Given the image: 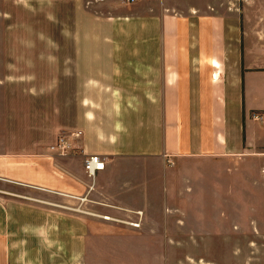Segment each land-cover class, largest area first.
<instances>
[{
	"label": "crops",
	"instance_id": "1",
	"mask_svg": "<svg viewBox=\"0 0 264 264\" xmlns=\"http://www.w3.org/2000/svg\"><path fill=\"white\" fill-rule=\"evenodd\" d=\"M10 1L0 264H250L264 246V0H34L64 44L49 25L18 46ZM10 69L48 98L34 130L48 137L31 146L9 145ZM72 132L67 153L51 148ZM92 154L106 162L94 178Z\"/></svg>",
	"mask_w": 264,
	"mask_h": 264
},
{
	"label": "rangeland",
	"instance_id": "2",
	"mask_svg": "<svg viewBox=\"0 0 264 264\" xmlns=\"http://www.w3.org/2000/svg\"><path fill=\"white\" fill-rule=\"evenodd\" d=\"M34 0H16L10 1L8 5L3 6V9H7L10 13H13V17H10L7 22L10 25H14V31L10 33V36L13 37L10 41L13 42L12 46H18L21 42H19L20 37H16L19 35H26L27 37L32 36L29 32L24 31V29H49V25L51 28H57V32L60 29L59 27L63 24H58L60 21H40L38 18L39 15L35 13L43 12V10L49 11V6H42L33 2ZM132 1V0H130ZM176 1V0H175ZM191 1V0H188ZM218 8L220 10L224 9V0H218ZM41 6V7H40ZM0 7L2 4L0 2ZM93 8L100 9L103 12H112L113 6L110 4H100L95 3L92 6ZM182 7V6H179ZM50 10L55 12L54 4L50 5ZM58 24V25H57ZM27 27H23V26ZM3 28V27H2ZM0 26V29H2ZM2 33V31H1ZM57 34V33H56ZM1 35V34H0ZM2 37L0 36V40ZM56 39L59 40L62 44H64V37L58 32ZM10 80H9V101H8V141L10 147H15L18 145V141L23 143L25 146H31L35 136L41 135L47 139L48 133L45 132L42 134L34 133L35 128H38L40 125L48 124V98L47 95L38 93V86L33 85V80L23 81L19 77H27L32 76V70H22V69H10ZM47 83V80H46ZM43 86H40L42 89ZM60 98L64 97V91L58 96ZM39 105L42 107L40 110ZM51 108H53L51 106ZM44 112L47 114L45 115ZM58 116L53 118L54 123L58 121ZM42 127V126H41ZM42 130V129H41ZM31 149V148H30ZM31 151V150H26ZM264 250V246L260 245L257 247L255 243L250 245V264H259L257 262V256L261 251ZM262 264V262H260Z\"/></svg>",
	"mask_w": 264,
	"mask_h": 264
},
{
	"label": "built area",
	"instance_id": "3",
	"mask_svg": "<svg viewBox=\"0 0 264 264\" xmlns=\"http://www.w3.org/2000/svg\"><path fill=\"white\" fill-rule=\"evenodd\" d=\"M134 1V0H132ZM255 117L259 118L261 117L259 114H254ZM78 137L80 136V132H72L70 134L68 133H62L58 136L57 142L55 145H53L52 149H57L60 153L65 154L68 152V150L72 147V143L70 141V137ZM106 162L103 159V157L99 154H92L85 158L84 160V166L86 169V172L90 178H94L96 175V172L99 170H102L105 168ZM134 226L140 225V222H130Z\"/></svg>",
	"mask_w": 264,
	"mask_h": 264
}]
</instances>
